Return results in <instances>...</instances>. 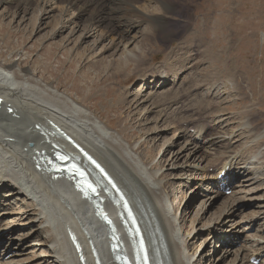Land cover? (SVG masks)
Wrapping results in <instances>:
<instances>
[{"label":"bare ground","instance_id":"obj_1","mask_svg":"<svg viewBox=\"0 0 264 264\" xmlns=\"http://www.w3.org/2000/svg\"><path fill=\"white\" fill-rule=\"evenodd\" d=\"M34 1L35 0H10V2H14L18 9H20L23 2L31 5L34 4ZM40 1H43V5H48L49 2V0H38V5H40ZM105 1L106 0L102 1V6L105 5ZM144 1L152 2L150 5L146 6H152V4H155V6L153 5L154 7L152 6V9L147 8L150 12L145 10L142 11L139 8V5L141 4L140 0H110L112 6L110 7V12L105 18L106 14H100V11L97 9L98 0H59V3L62 4L64 11L60 13L59 22L56 25V31H63L65 28H70L64 42L66 45L70 44L74 33L77 32L76 28H80L79 20L74 19L76 17L79 18L82 11L87 10L89 6L93 7L90 11L97 14L94 16H98L100 18L102 23L101 26L103 24H105V26H109L108 31L114 30V28H116L119 24L126 25L123 31H117V34L115 33L111 39L113 41V46L107 45V47L103 49L107 50L110 46L111 48H118V46L119 48L122 47V53L120 55L118 54L119 56L116 59L118 61H122L120 67H128L130 64H133L131 69L135 72H140L142 70L141 68L145 66L144 53L146 51V42L149 40L147 38L148 32L145 30H139L136 36H132L133 39L138 41L137 43L134 42L135 44L132 46L133 48L131 47L130 49L128 47L133 43V40H129L131 36H128L127 32L130 28L138 26L142 19H151V14L159 15L163 9H172L170 8L172 7V4L169 3V0ZM123 3H126L125 5H127L125 8L123 7ZM122 7L125 11L137 12L139 16H141V19L138 20L134 16L136 20L133 21L134 18H132L133 20L128 22L127 20L122 19L124 16H119L117 21L114 22L113 20L115 19V15L111 14L112 11L114 12ZM70 10H73L74 12ZM51 12L52 10L44 9L42 13L43 16L41 17L42 20L49 17V15L52 14ZM5 14L6 13H1L0 19H3ZM16 15L18 14L16 13ZM39 23V29H43L48 26V23ZM42 23H44V25H42ZM0 28L4 27L0 26ZM80 30V35L78 36V39H76V41L80 44L88 42L95 32V30L88 25H84V27ZM109 34L110 33H105L104 37ZM117 48L114 50L118 51L119 49ZM83 51V54L86 53V55L89 56L90 53L87 54L86 48H84ZM211 52L212 51H210V53ZM69 53L77 55L79 52L77 53V51H72L71 48V52L69 51ZM115 56L116 53L114 57ZM212 57H209L210 60ZM170 58L166 57V59ZM226 65L231 69L232 66H229L228 64ZM27 66L28 65H24L23 63L22 65L19 64L16 59H12V57L7 61L0 60V97L3 98V102L0 103V190L5 187L9 188L5 195L0 194V197L2 196V198L7 199L5 202L0 198V204L6 205L9 208L8 210H5L7 213L3 212L2 214H18V220L27 219L19 224L32 222V224L39 225V227L42 225L43 230H35V234L37 232L39 233V241H37V243L36 241L34 243L29 242L27 239L31 234L30 231L15 235L14 230H12L11 232H7V235L4 234L0 238V247H2V244L5 247L0 249V264H44V262H55L57 264H143L135 230L132 227L131 220L120 198L122 195L131 204V207L135 212V216L140 223L142 232L149 244L150 258L153 264H201V260L203 261L205 258V250H203L200 255L196 257L198 254L197 251L194 253H191L192 251L189 252V248H191L194 244V242L191 243V241L197 235H201V233L204 232H207V237H205L206 240L209 237L214 240L215 237L219 236L218 230L222 231V233L224 232L225 236H229L230 240L226 245L221 247L220 250L214 249L213 251H210V254H206L210 264H218V262H222L223 264H235L236 260H239L238 264H252V257H264L263 233V235H254L256 237V241L253 245H251V240L249 239L252 238V234H249V237L244 234L245 243L236 247V241L238 239H242L243 237L239 233L240 231L237 230V227H235V229H230L227 228L226 225V221H233V218L237 215V213L235 214V211L239 209L238 204L241 202V198L249 196L251 199L253 196L252 200H250L251 202H248V205H251L252 202L255 201L254 204L256 209L252 213H248L250 215V224L243 227V229L245 231H249L250 225L257 224L254 222V218L258 216V219H256L260 222V230L261 232L264 230V192L262 191L264 189V179H262L263 184L260 182L262 176L260 179L253 177L245 179L246 176L249 175L250 171H253L254 169H264V127L257 126V124L254 123L255 118L252 119L250 117H245L244 120L238 122L237 127L233 128L229 125L234 123L231 122V116L224 117L214 111L219 108L218 101H216L215 98L213 100H209L208 97H205L206 99L204 101L196 100L190 103H187V101L185 104H188L192 109H197L199 113L203 110L214 111L211 117H209L210 121L212 120L210 124L213 125L217 122L218 125H221L224 122L223 125L226 127L218 126L221 132L207 142L208 147L203 146L206 144L205 137L209 131L207 130V126H201L196 129L194 134L187 135L185 138V146H180L176 152H171V148L175 142L167 144V142L170 141L168 140L166 142L167 148L164 153L170 152L171 156L164 159L163 164L157 168L152 166L153 161L150 160L151 162H147L146 159H144L145 156H141L138 151V148L140 147L138 142H129L122 131L119 132L110 128L92 110L77 102L68 94V92L66 93V89L64 91H60L55 87L58 86L55 83V86H51L41 76L36 75L37 73H33V71H31ZM167 73L169 74L167 69H160L153 74L159 76L160 78H164L163 76H166ZM223 84H216L213 87L214 90L217 89V91L211 92V94H213L212 97H214V94H221L222 91H219V89L223 87ZM229 85L231 84L229 83ZM157 86L158 84H156V87ZM169 88L170 87L165 89L160 88L159 91H154V88L149 93L152 97L159 94L161 100L159 99L156 101L158 98H154L156 102L154 101L153 103V100L150 98L151 96L148 95V97H146V99H144L141 103H136L138 100L135 101L136 104L134 103V110L137 111L135 113H137L138 120L141 123L142 119L146 120L147 125L150 122L155 124L154 129L147 134V137L152 142L157 140L156 135H161L162 137L163 134L167 133L171 122L175 124L173 121L175 116H173V118H169V120H171L168 122L169 124L167 122L166 124L162 122V124H165L163 127L156 126V123H160L162 117L170 116L168 115L169 108L166 103H169L171 99H169V97H171L170 94H173L175 90L173 92V89L169 90ZM189 91L187 92L189 93ZM180 93L184 94L182 91H180ZM177 94L180 95L179 92ZM190 97L191 96H189V98ZM176 98L178 105L181 102L179 101L180 99L184 100V102L187 99L186 95L180 96L179 99L178 97ZM150 99L154 104L153 109H149L145 106V102ZM197 103H199L198 108L196 107ZM183 106H181V108ZM11 108L13 109V113L9 112ZM140 108L142 109L140 110ZM165 109H167V112L164 113L163 111ZM173 111L175 114L179 113L178 109ZM150 113H155L156 116L154 119L152 115V118H149ZM211 113L212 112L210 111V114ZM131 114H133V112H131ZM178 116L180 118V115ZM192 116L194 117L193 114ZM186 117L187 116H185V118ZM57 127L72 135L79 144H81L88 152L93 154V156L113 177L116 185L121 191L120 193L102 176L100 171L87 163V160L81 150L75 148L71 142L66 140L59 132L56 131ZM226 133L228 135L233 134L235 137L234 141L240 143L237 150L233 151V145L236 146V144H233L231 139L229 140L231 143H228V141L225 142L223 137ZM176 134L171 136L175 141L179 136V134L177 136ZM225 137L227 139V136ZM246 138L249 139L248 142L244 141ZM222 142L224 143V147L222 148V152H219L220 147L218 144H222ZM199 145L201 147H199ZM56 154L76 156L81 159L82 163L85 161V168L93 176V181L99 189L100 194L98 196L88 195L89 192L83 193L82 191H79L74 182L70 180L67 175H64L63 172H59L57 176V172L51 169L52 166L48 159V157H51V160L56 159ZM209 156L211 157L210 159L208 158ZM197 157L198 159L196 160ZM223 157H225V159L221 162V166L216 174H213L208 170L205 172L204 170L206 173L205 177H198V179L194 178V174L197 172L196 170L199 169L200 171L202 169H206L207 165L202 164L205 160H207V158V161L210 164L207 168H209L210 166L213 167ZM198 160L199 162L196 163ZM159 161H162V159H159ZM164 163H167L172 170V173L175 172L174 176L176 179H180V181L188 184L193 182L192 186L196 184V188L204 187L211 181L217 183L213 189V194L209 197L210 200L214 197L213 195L224 193L219 190L220 185L222 183H226L228 185L229 183L231 184L233 182L234 172L236 176L237 174L240 175L239 178L237 177L238 184L250 181V183L252 182L253 185L256 183V185L253 186V188H241V190H234L233 195L235 193V199L231 197V199L228 198L224 201V205L222 204V213L227 214L231 212L229 216L230 220H218L215 223V227H205L206 225H201L196 229L192 227L190 231L184 234L182 228L185 226V221L187 219L186 216L189 214V210L184 209L180 214H176V212H173V209H171L174 205L170 207L171 204H169V192H167V186H170V184L169 180L166 178L172 173H164ZM227 166L229 168L227 174L230 173V177L222 180L218 179V182H216L215 180L218 178L219 173L226 169ZM252 173L254 174V172ZM241 177L245 178H242L241 181ZM257 180H260L259 182L261 184ZM260 189L263 194L260 196L255 195L260 191ZM207 190L209 189H206L205 191ZM221 194L216 195L215 197H219ZM25 198H28L31 201H27ZM10 199H13V201H9ZM15 200H21L20 204L15 202ZM211 203L213 205L214 202ZM201 204H203L202 201ZM204 204L207 206V201L204 202ZM100 205H102V211H105L108 217L103 218L102 214L97 211L96 206L98 210L101 211L99 207ZM200 207L202 208V206ZM219 211H221V209ZM29 214L31 218H27ZM235 223L238 222H234L233 224ZM207 226H210V224H207ZM240 226L242 227L241 224ZM71 234H73V237ZM5 236H7V238ZM38 244L40 246H46L48 250H45L40 254L36 253L35 246ZM249 245H251V247L248 251ZM9 252L12 254L10 256L8 255L9 257H6L7 259L4 260L1 258ZM25 253L30 254L27 261H24L25 257L23 258ZM121 255H126L128 263H124L122 258L117 257ZM229 258L231 259L230 261ZM261 264H264V258L261 261Z\"/></svg>","mask_w":264,"mask_h":264},{"label":"rangeland","instance_id":"obj_2","mask_svg":"<svg viewBox=\"0 0 264 264\" xmlns=\"http://www.w3.org/2000/svg\"><path fill=\"white\" fill-rule=\"evenodd\" d=\"M37 1L38 0H35L34 4L31 5L23 2L22 6H20V9H18V7L15 6L14 2H10V0H0V14L6 13L4 18L0 19V26L4 27L0 28V60L7 61L12 57V59H16L19 64L22 65L23 63L24 65H28L27 67H29L30 70L33 71V73H37L36 75L41 76L51 86H55V84H57L58 86L55 87L60 91H64L66 89V93L68 92V94L72 96L77 102L85 105L88 109L92 110L110 128L119 132L122 131L129 142H138V145L140 146L138 148L139 153L142 157L145 156L144 159H146L147 162L153 161L152 166L159 168L163 164L164 159L171 156L170 152L164 153L165 149L167 148V144H172L173 142H175V144L171 148V152H176L180 148V146H185L186 136L193 133L202 125L205 127L207 126V130H209L205 137L206 144L203 145L208 147L207 142L221 132L218 126L226 127L225 125H223L224 122L221 125H218L217 122L213 125L210 124L212 120L210 121L209 117H211L214 111L218 112V114L223 115L224 117L231 116V122L234 123H231L229 125L233 128L237 127L238 122L244 120L245 117H250L252 119L255 118L254 123H256L259 127H264V0H169V3L172 4V7H170L172 9H163L164 12L163 10H161V14L159 15L151 14V19H142L139 24L140 26H134L127 32V35L131 36L129 40H133V43L128 47L129 49L138 41L136 39H133L132 36H136L139 30H145L148 32L147 38L149 40L146 42V51L149 52L148 54L146 51L144 53L145 66L141 68L142 70L140 72H135L131 69L133 67V64H130L128 67H120L122 61H118L116 59L122 53V47L119 48L118 46V48H111L110 46V48L108 47L110 50L103 49L107 47V45L113 46V41L111 39L113 38L115 33L117 34V31H123L126 25L119 24L116 26V28H114L115 31H108L109 26H105V24L101 26L102 23L100 18L98 16H94L97 14L91 12L90 10L93 9V7L89 6L87 10L82 11V13L79 15V18L76 17L74 19L79 20L80 28H76L77 32L74 33L71 43L66 45V43L64 42L70 28H65L63 31H56V25L59 22L58 20L60 13L64 11L62 4L59 3V0H49L48 5H43V1H40V5H38ZM102 1L103 0H98L97 9L100 11V14H106V18L107 14L110 12V7L112 6V4L110 0H106L105 5L102 6ZM140 2L141 4L139 5V8L142 11L145 10L147 12H150L147 10V8L152 9V6H155V4H152V6H146L150 5L152 3L151 1L146 2L144 0H140ZM125 4L126 3H123L124 8L127 6ZM122 8L117 9L114 12L112 11L111 14L115 15V19L113 20L114 22L117 21V18L119 16H124V18L122 17V19L127 20L128 22L132 21V18H134V16L138 20L141 19V16H139L137 12H128L125 11L124 8ZM44 9L52 10V14L42 20L41 17L43 16L42 13ZM70 11L74 12L73 10ZM16 13L18 15H16ZM136 19L134 18L133 21H135ZM39 22L48 23V26L43 29H39ZM42 25H44V23H42ZM84 25L91 26L95 30V32L94 35L88 40V42L81 43V45L76 41V39H78L81 31L80 29L83 28ZM105 33L110 34L107 35L108 37H104ZM101 36L103 39L101 38ZM71 48L72 51H77V53H79L77 55L69 53V51L71 52ZM84 48H86L87 54L90 53L89 56L86 55V53L83 54ZM115 48L119 50L115 51ZM210 51H212V54L210 53ZM114 52L116 53L115 57ZM92 53L94 55H97L94 56ZM166 57L170 58L171 60L166 59ZM209 57H212L211 60ZM17 58H19L20 60ZM22 61H24L25 63ZM226 64L232 66L231 69ZM159 67L160 69H167V71H169L168 78H160L159 76L153 74L156 71L160 70ZM218 78L220 79V81ZM220 83H224L223 87H219V91H222L221 94H214V97H212L213 94H211V92L217 91V89L214 90L213 87L216 84ZM229 83L231 85H229ZM156 84H158L157 87ZM167 87L171 88H169V90L173 89V92L175 90L173 94H170V101L167 100L169 101V103H166L169 108L168 115L170 116L162 117L160 123H156V126L163 127L166 122L168 123L169 121H171L169 120V118L171 119L173 118V116H175L173 121L178 127L173 122H171V124L168 123L169 128L167 130V133L163 134L162 137L161 135H156L157 140L152 142L147 137V134L154 129L155 124H153V122H150L147 125L146 120L143 119L141 123L138 120L137 113H135L137 111L134 110V103L136 100H138V102L136 103H141L144 99H146V97H148V95L151 96L149 93L153 90V88L159 91L160 88L165 89ZM155 89L154 91H156ZM186 90L189 91V93ZM180 91L184 92V94H181ZM185 91L187 92V94ZM178 92L180 95L177 94ZM184 95H186L187 99L185 100V102L184 100L180 99L179 101L181 102L178 105L176 97H178L179 99L180 96ZM188 95L191 97L189 98ZM205 97H208L209 100H213L215 98L216 101H218L219 108L214 111L210 110L212 112L211 114L208 110H203L199 113L197 109H192L188 104H185L187 101V103L194 102L196 100L204 101L206 99ZM150 98L153 100V103L157 98L158 99L156 101H158L159 99L161 100L159 94L154 97L151 96ZM151 99L145 102V106L149 109H153L154 107ZM176 105L179 107H177ZM181 106L183 107L181 108ZM198 106L199 103L196 104L197 108ZM141 109L142 108H140V110ZM175 109H178L179 113L175 114V112L173 111ZM131 112H133V114H131ZM163 112H167V109H165ZM10 113H13V111ZM192 114L194 115V117L192 116ZM151 115L153 119L156 116L155 113H150L149 118H152ZM178 115H180V118ZM235 115L238 116L236 117ZM185 116H187V119L185 118ZM162 122L165 124H162ZM175 132L179 134L176 139L177 142L171 137L172 135L176 134ZM178 134H176V136ZM225 136H227V139ZM223 138L225 139V142L228 141L229 143V140L231 139L233 144H236V146L233 145V151L237 150L240 146L239 142L234 141L235 137L233 134L228 135L226 133ZM248 140L249 139L246 138L244 141L248 142ZM218 145L220 147L219 152H222L224 143L222 142V144ZM199 147L201 146L199 145ZM198 157L196 158V160L198 159ZM208 158L210 159L211 157L209 156ZM159 159H162V161H159ZM224 159L225 157L219 160L220 162L218 161V164L216 163L213 167L210 166L209 168L207 167L210 164L207 160H205L202 165H207L206 169H202L200 171L199 169L196 170L197 172H195L194 178L198 179V177H205V172L207 170L213 174H216L221 166V162H223ZM198 162L199 160L196 161V163ZM163 171L164 173H172V170L167 165V163H164ZM252 172H254V174ZM174 173L175 172H173L169 177L166 176V179L169 180L170 184V186H167V192H169V204H171L170 207L174 205L171 208L173 209V212H176V214H180L184 209L189 210V214H187L186 216L187 219L185 221V226H183L184 229L182 228L184 234L190 231L192 227L195 229L199 228V226L201 225H206L205 227H215V223L218 220H230L229 216L231 212L227 213L228 215L222 213L224 201L228 198L231 199V197L235 199V193L233 195L234 190H241V188H253V186L256 185V183H254L255 185H253V183H250V181H245L238 184L237 179L240 177V175L237 174L236 176L234 172L233 177L234 181H236L233 183L234 185L231 193L226 194L222 191L223 194L219 193L221 194L219 197H215L216 195H219L215 194L213 195L214 197L212 198V200H210L209 197L213 194V189L215 187V184L212 181L206 184L208 188L206 186L200 187V185V188H196V184L192 186L193 182L191 184H188L186 182L180 181V179H176ZM263 174L264 169H254L253 171L249 172L250 176L247 175L246 178L241 177L240 180L242 181V178L247 179L248 177L260 179L262 176V178L260 179L261 181L259 180L262 183V179H264ZM206 189L209 190L205 191ZM8 190L9 188L5 187L0 190V194L5 195ZM262 191L264 192V189ZM262 191L260 189V191L255 195L260 196L261 194H263ZM0 198L5 202L7 200L6 198H2V196ZM252 198L253 196L251 197V199L249 196L241 198V202H239L238 204L239 209L235 211V214L237 213V215L233 218V221H226L227 228L235 229V227H237V230L240 231L239 233L243 237L242 239H238L236 241V247L241 246L245 243L244 234L248 235V237L249 234H252V238H249L251 240V245L255 244L256 235L262 233L264 234V230L263 232H261L260 230V222L257 220L258 216L254 218V222L257 224L250 225L249 231H245L243 229V227H246V225L248 226L250 224L249 214L256 209V206L254 204L255 201H253L251 205H248V202H251L250 200H252ZM25 199L27 201H31L28 198ZM205 200L207 201V206L206 204H204V202H206ZM9 201H13V199H10ZM201 201L203 204H201ZM15 202H18V204H20L21 200H15ZM211 202H214L213 205ZM200 206H202L203 209ZM8 209L9 208L6 205L0 204V229H2L0 230V238L4 234L7 235L6 233L11 232L12 230H14L15 235L30 231L32 235L28 233L30 235L27 239L29 240V242L34 243L36 241L37 243V241H39V233L37 232L38 234H35V230H43L42 225L39 227V225L32 224V222L19 224L20 222H23L27 219L18 220V214H2L3 212L7 213L5 212V210ZM217 209H221V211ZM200 210L203 212H201ZM29 217L31 218L30 214L27 218ZM209 219L210 221L213 219V222H210ZM232 222L238 223L233 224ZM207 224H210V226H207ZM240 224L242 225V227L240 226ZM218 235L219 236L215 237L214 240H212L211 237L206 240L205 237H207V232L201 233V235H197L191 241V243L194 242V244L193 246H191V248H189V252L192 251L191 253H194L197 251L198 254L196 257H198L200 253L205 250V258L203 259V261L201 260V264H210V261H208L209 259L206 254H210V251H213L214 249L220 250L221 247L226 245L230 240L229 236H225L224 232L222 233V231L218 230ZM5 237L7 238V236ZM251 245H249L248 251L250 250ZM3 248L5 247L2 244V247H0V249ZM35 250L36 253L40 254L48 249L46 248V246H40L38 244L35 246ZM11 254V252L7 253L2 257V259H7ZM29 255L30 254L25 253V255L23 256V258L25 257L24 261H27ZM230 258L229 261L231 260ZM258 258L259 262L254 264H261V261L264 257L260 256ZM238 261L236 260L235 264H238ZM53 263L57 264L55 262H44V264ZM218 264L223 263L218 262Z\"/></svg>","mask_w":264,"mask_h":264},{"label":"water","instance_id":"obj_3","mask_svg":"<svg viewBox=\"0 0 264 264\" xmlns=\"http://www.w3.org/2000/svg\"><path fill=\"white\" fill-rule=\"evenodd\" d=\"M93 195H96L97 196V194H93Z\"/></svg>","mask_w":264,"mask_h":264}]
</instances>
